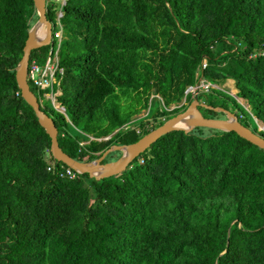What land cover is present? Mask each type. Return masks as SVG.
Wrapping results in <instances>:
<instances>
[{"label": "trees", "instance_id": "obj_1", "mask_svg": "<svg viewBox=\"0 0 264 264\" xmlns=\"http://www.w3.org/2000/svg\"><path fill=\"white\" fill-rule=\"evenodd\" d=\"M44 2L52 32L61 12L56 101L64 114L44 97L39 108L71 158L91 161L182 111L202 60V78L231 80L248 108L216 88L202 102L264 139V0ZM36 18L31 0H0V264H264V151L232 131L167 132L99 180L46 170L66 166L49 155V138L14 79ZM48 49H32L28 60L42 64ZM120 97L131 102L122 113L109 103ZM149 98L155 106L145 121L127 125ZM149 119L156 122L146 127Z\"/></svg>", "mask_w": 264, "mask_h": 264}, {"label": "water", "instance_id": "obj_2", "mask_svg": "<svg viewBox=\"0 0 264 264\" xmlns=\"http://www.w3.org/2000/svg\"><path fill=\"white\" fill-rule=\"evenodd\" d=\"M31 1L37 18L27 30L26 38L21 48V56L14 67V79L20 97L28 106H30L38 125L43 129L44 133L49 138L48 153L53 160L64 164L77 174H87L89 178L99 180L117 175L125 170L128 164L135 157L148 148L161 135L175 130H181L184 133H187L195 127L227 132L232 131L240 138L264 151V139L248 127L242 125L232 112L221 107H211L201 101H198L197 97H193L182 111L169 117L155 128L150 129L134 142L124 145H111L97 158L91 161H77L71 158L59 148L56 139L57 130L52 122V119L39 108L36 96L29 89L25 80L26 66L30 51L47 45L50 41L51 31L50 22L45 17L44 0ZM38 26L42 28V35L40 37L35 34V28ZM231 96L235 99L234 95ZM199 108L222 112L224 114V118L203 117ZM180 122H182L183 125H179ZM261 126L263 125L261 124ZM114 151L120 152V155L116 159L102 162L103 158L108 153Z\"/></svg>", "mask_w": 264, "mask_h": 264}, {"label": "built area", "instance_id": "obj_3", "mask_svg": "<svg viewBox=\"0 0 264 264\" xmlns=\"http://www.w3.org/2000/svg\"><path fill=\"white\" fill-rule=\"evenodd\" d=\"M60 6H62L65 0H54ZM60 9H57L56 18H55V29L50 31V41L48 43L49 49L45 55V59L42 64H38L35 58L28 60L25 72V80L37 91L40 92V97L37 99L38 105L42 102V98L48 99L50 104L54 109L64 114L63 107L56 101V97L59 95V90L57 88L58 80L57 78L62 74V68L58 66V46L61 37V26L58 22V19L61 15ZM52 25L50 24V29ZM52 32V33H51ZM53 39V41H52ZM205 67V60L201 61L199 68L196 69L194 73L195 81L192 85L186 86L183 91V97L180 104L185 103L186 96L191 98L197 97L202 93L208 92L210 89L215 88V85L206 81L202 78L200 72ZM57 103V106L55 105ZM179 104V105H180ZM123 129L127 128V125L122 127ZM91 139V137H89ZM105 139V138H104ZM84 142L80 141L79 145H82ZM141 162V160H140ZM46 170L52 171L58 178L71 180L75 178L77 174L72 169L68 167H58L55 169L53 166L48 165Z\"/></svg>", "mask_w": 264, "mask_h": 264}, {"label": "rangeland", "instance_id": "obj_4", "mask_svg": "<svg viewBox=\"0 0 264 264\" xmlns=\"http://www.w3.org/2000/svg\"><path fill=\"white\" fill-rule=\"evenodd\" d=\"M215 88L217 90L223 92V93H226L232 99H234V98L231 95H234L235 96L234 100L239 106H241L243 109H245V108L247 109L248 108L247 104H246V101L244 99H241V98L236 96V94H235L236 90H235L231 80L226 79L221 84L215 85ZM70 90H72V89H70ZM33 92H35V91L33 90ZM35 94H36V92H35ZM117 95H119V93H117ZM191 100H192V98H191ZM203 100H205L203 96H199L198 97V101L202 102ZM149 102H150V98L147 100L146 108L139 109L138 112H136L134 115H132L131 116V120H130V124H127V125H132V123H134V125L136 126L139 123L145 121L144 120V116L147 114V108H149V106H150L151 110H152L154 108V106H155V102L154 101L151 102V104ZM109 103L120 105L119 106V113H122V112H124V111H126L128 109V107L130 106L131 102L124 100L123 97H120V98H116L115 102L114 101H110ZM42 104L43 105L46 104L47 107L53 108L52 105L49 102H45L44 101ZM55 105L57 106V103ZM172 107H173V105L169 106L168 108L171 109ZM227 107H228V109L232 110V106L230 105L229 102L227 103ZM57 110H58V108H57ZM218 116H219V118H221V117H224V114L223 115L218 114ZM252 120L253 121H250V125L251 126H252V124H255L257 130H263V126H261L260 122L256 118H253ZM155 122H156V120L154 121L153 119L147 120L146 127H150Z\"/></svg>", "mask_w": 264, "mask_h": 264}, {"label": "bare ground", "instance_id": "obj_5", "mask_svg": "<svg viewBox=\"0 0 264 264\" xmlns=\"http://www.w3.org/2000/svg\"><path fill=\"white\" fill-rule=\"evenodd\" d=\"M35 34L38 37H40L42 35V28L40 26H38V27L35 28ZM179 125H183V123L180 122Z\"/></svg>", "mask_w": 264, "mask_h": 264}, {"label": "crops", "instance_id": "obj_6", "mask_svg": "<svg viewBox=\"0 0 264 264\" xmlns=\"http://www.w3.org/2000/svg\"><path fill=\"white\" fill-rule=\"evenodd\" d=\"M108 136H106L105 138H107Z\"/></svg>", "mask_w": 264, "mask_h": 264}]
</instances>
